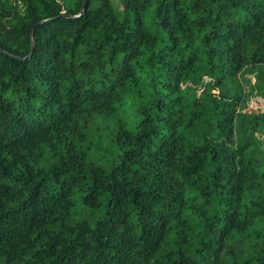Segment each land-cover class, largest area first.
Wrapping results in <instances>:
<instances>
[{
  "label": "trees",
  "instance_id": "obj_1",
  "mask_svg": "<svg viewBox=\"0 0 264 264\" xmlns=\"http://www.w3.org/2000/svg\"><path fill=\"white\" fill-rule=\"evenodd\" d=\"M83 1L0 0V264H264V0Z\"/></svg>",
  "mask_w": 264,
  "mask_h": 264
},
{
  "label": "rangeland",
  "instance_id": "obj_2",
  "mask_svg": "<svg viewBox=\"0 0 264 264\" xmlns=\"http://www.w3.org/2000/svg\"><path fill=\"white\" fill-rule=\"evenodd\" d=\"M244 89L249 91L250 85L247 82H244ZM247 107L244 109L246 111H259L264 109V97L261 96H253L249 97L247 100Z\"/></svg>",
  "mask_w": 264,
  "mask_h": 264
},
{
  "label": "water",
  "instance_id": "obj_3",
  "mask_svg": "<svg viewBox=\"0 0 264 264\" xmlns=\"http://www.w3.org/2000/svg\"><path fill=\"white\" fill-rule=\"evenodd\" d=\"M87 0H84L83 1V4H82V7H81V10H80V13L77 14V15H67V16H80L83 14L84 12V7H85V4H86ZM48 19H43V20H40L38 21L31 29V32H30V38H31V50H30V53L28 55H26L24 58H21V59H25V58H28L29 56H31L32 52H33V49H34V45H35V41H34V36H33V29L35 28V26H37L38 24H41L43 23L44 21H46Z\"/></svg>",
  "mask_w": 264,
  "mask_h": 264
}]
</instances>
